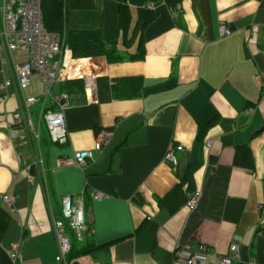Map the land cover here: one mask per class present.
Segmentation results:
<instances>
[{
    "label": "crops",
    "instance_id": "1",
    "mask_svg": "<svg viewBox=\"0 0 264 264\" xmlns=\"http://www.w3.org/2000/svg\"><path fill=\"white\" fill-rule=\"evenodd\" d=\"M59 31L69 84L45 99L37 78L16 85L26 49L0 51V193L13 200L0 199V264H63L53 221L66 195L84 199L87 242L100 245L75 264H182L176 248L201 244L203 264H218L231 243L233 264H264V0H65ZM112 46L120 60H107ZM61 92L64 144L15 122L24 97L38 99L37 124L39 100L56 110ZM99 133L101 148L74 164ZM178 144L172 165L164 153Z\"/></svg>",
    "mask_w": 264,
    "mask_h": 264
},
{
    "label": "built area",
    "instance_id": "2",
    "mask_svg": "<svg viewBox=\"0 0 264 264\" xmlns=\"http://www.w3.org/2000/svg\"><path fill=\"white\" fill-rule=\"evenodd\" d=\"M64 3L65 0H59ZM220 36L230 33L226 25L218 28ZM64 37L61 34L50 32L44 25L42 17V0H0V51L12 52L15 50L26 49L28 56L24 61L13 64L15 82L19 90L23 91L30 84L32 78H37L45 84L44 99L50 95L53 85L63 81L64 67L66 61L63 55ZM6 85L10 81L5 82ZM93 86L87 85V92L93 93ZM66 93L61 92L53 99L56 110L45 109L44 99L41 103L37 124L31 116L30 106L38 101L34 96L24 97V115L21 111L13 114L14 120L18 124H25L27 127L35 129L33 135L39 136V124L42 120L46 127L48 136L53 143L64 144L67 139V132L64 125L63 110L66 107ZM1 101L4 99L1 98ZM99 140L94 143L92 149H80L73 151L72 161L78 166H82L87 160L91 159L96 151L102 146L104 135L98 134ZM209 146V141L206 142ZM182 149V145H171L164 153V160L172 165L177 164L175 151ZM104 194L93 193L92 199H99ZM200 196L198 191L192 192L186 206L189 209L195 207ZM2 199L8 206H12L13 200L7 193H0ZM54 232L58 241L59 253L56 260L67 264L65 257L71 249V240L67 231L80 238L85 229V213L83 209L82 197L73 199L66 195L61 200V215L53 221ZM18 242H12L8 247L10 259L15 263L19 260ZM230 255L219 257L218 264H233L239 254V246L231 243L229 246ZM209 254L208 248L201 244L194 250L187 245L177 247L174 257L182 264H203L206 255Z\"/></svg>",
    "mask_w": 264,
    "mask_h": 264
},
{
    "label": "trees",
    "instance_id": "3",
    "mask_svg": "<svg viewBox=\"0 0 264 264\" xmlns=\"http://www.w3.org/2000/svg\"><path fill=\"white\" fill-rule=\"evenodd\" d=\"M42 17H43V22L45 27L52 33H57L61 34L59 31L60 28V23L62 19V3L59 0H42ZM128 20V16H123L120 15V27L122 28V31L126 27V23ZM146 24V20H142L139 24V27H143ZM106 58L108 61H115V60H120L121 57L116 53V49L114 46L110 47V49L106 50L105 52ZM142 54L141 50L137 54H130L129 58H138ZM67 90L68 84L67 82H60ZM59 83V84H60ZM60 84V85H61ZM63 89V90H64ZM64 90V91H65ZM40 130L43 129L45 133H47L46 127L44 123L39 124ZM83 199V198H82ZM83 209H84V199H83ZM85 213V210H84ZM87 219L85 215V229L82 231L80 238H77L73 232L67 231L68 235L71 240V249L67 253L65 260L67 264H75V261L78 257L83 256V255H90L92 256V251L94 248H99V246H93L92 244H89L88 241V234H89V227L87 226ZM102 247L105 246V244L101 245Z\"/></svg>",
    "mask_w": 264,
    "mask_h": 264
},
{
    "label": "rangeland",
    "instance_id": "4",
    "mask_svg": "<svg viewBox=\"0 0 264 264\" xmlns=\"http://www.w3.org/2000/svg\"><path fill=\"white\" fill-rule=\"evenodd\" d=\"M41 133H43V129H42V131H41ZM44 134V133H43ZM32 139L34 140V142H36V144H37V139L35 140V138L34 137H32Z\"/></svg>",
    "mask_w": 264,
    "mask_h": 264
},
{
    "label": "bare ground",
    "instance_id": "5",
    "mask_svg": "<svg viewBox=\"0 0 264 264\" xmlns=\"http://www.w3.org/2000/svg\"><path fill=\"white\" fill-rule=\"evenodd\" d=\"M98 62V61H97ZM93 63V62H92Z\"/></svg>",
    "mask_w": 264,
    "mask_h": 264
}]
</instances>
